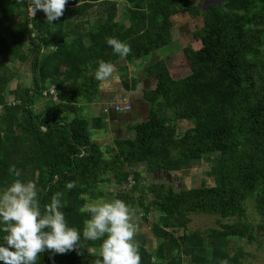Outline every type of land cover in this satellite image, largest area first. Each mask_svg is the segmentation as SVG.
Listing matches in <instances>:
<instances>
[{"label":"trees","instance_id":"1","mask_svg":"<svg viewBox=\"0 0 264 264\" xmlns=\"http://www.w3.org/2000/svg\"><path fill=\"white\" fill-rule=\"evenodd\" d=\"M30 3L0 0V26L24 16L0 34V189L17 178L9 171L15 165L20 179L36 183L42 209L63 191L69 225L82 231L90 215L83 210L88 199L104 195V186L128 184L132 176V188L118 196L133 210L137 204L146 218L158 213L152 232L162 238L155 252L137 245L141 264H241L244 251L237 246L232 253L230 246L238 245L234 238L255 239L253 226L242 220L249 198L255 197L264 221V0H221L205 10L194 0H68L55 24L38 9L32 28L25 18ZM184 11L203 16L202 28L194 32L200 46L183 48L189 69L174 75L166 59H152L142 69L148 116L128 122L112 143L101 145L91 127L108 130L106 114L90 120L81 112L82 104L102 95L94 76L98 61L116 64L121 57L107 38L131 46L126 60L147 59L171 44L172 17ZM20 64H30L33 82H19L12 90L15 104H9L6 91L19 78ZM118 71L127 91L141 79L131 81L126 66ZM51 84L58 100L44 95ZM39 98L46 101L37 112ZM186 119L195 125L179 133L177 121ZM202 160L210 169L201 184L179 192L164 183L146 185L142 173L131 170L146 161L150 172L189 175ZM69 181L76 182L70 190ZM199 213L235 220L189 233L191 215ZM178 228L182 235L171 230ZM101 243L82 238L80 249L54 257L46 251L38 264H96Z\"/></svg>","mask_w":264,"mask_h":264},{"label":"clouds","instance_id":"2","mask_svg":"<svg viewBox=\"0 0 264 264\" xmlns=\"http://www.w3.org/2000/svg\"><path fill=\"white\" fill-rule=\"evenodd\" d=\"M68 0H31V9H42L51 24H55L65 10ZM107 43L114 53L127 56L131 46L116 38L108 37ZM116 66L100 59L94 71L95 79L105 81L113 76ZM16 179L0 189V261L3 264H38L41 253L51 251L64 254L81 248L82 238L102 241L96 264H141V255L135 242L138 226L132 222L133 211L126 201L96 199L83 209L89 213L83 230L70 226L63 211V191H56L50 203L41 208L35 182L20 179L15 165L9 169ZM75 181L65 187L72 189Z\"/></svg>","mask_w":264,"mask_h":264},{"label":"rangeland","instance_id":"3","mask_svg":"<svg viewBox=\"0 0 264 264\" xmlns=\"http://www.w3.org/2000/svg\"><path fill=\"white\" fill-rule=\"evenodd\" d=\"M197 4L200 5L201 10L207 9L208 5L213 2H219L221 0H194ZM25 9L24 6L18 7V10ZM123 14V8L121 7L120 10V18H122ZM89 19L91 22H94L96 20L95 14L91 12L89 14ZM23 17H18V19H22ZM174 26L172 29L173 38L170 45L160 48L156 50L152 55L149 56V60L152 59H159L164 58L166 59L168 66L171 70V72L174 75H180L186 73V71L189 69V63L186 59L183 48L187 45H192L195 48L200 46V43L196 42L194 38V32L202 28L203 26V16L202 14L192 15L189 12H179L178 14H175L173 17ZM17 20L12 21H6L2 28L6 26H11L12 24L16 23ZM123 63L122 65L127 67L128 74L129 72H132L131 70L136 69L134 64L136 62H140L139 59L128 61L125 58L123 59V56L120 57ZM119 59V61H120ZM14 67L16 68L17 65L14 64ZM123 67V66H122ZM135 73L137 76L142 77V71L138 74V70ZM25 73V74H24ZM24 76L22 77V75ZM18 77L15 78L12 83L8 86L9 91L10 88L16 87V85L19 82H25L26 85L31 86L33 82V73L32 68L30 64L25 65H18ZM22 77V78H20ZM153 85V84H152ZM9 91L6 96L9 98H12V94H9ZM116 98V97H115ZM114 99V98H113ZM45 101L46 98H39L37 104L35 105V110L37 112L41 111L45 107ZM84 109V106H83ZM162 114L168 115L166 109H162ZM95 113V111H93ZM86 118L92 119V117L89 116L88 111H82L81 112ZM104 114H107L103 111ZM127 114H133L136 113V109L134 108L129 112H126ZM93 114V113H92ZM101 114V113H100ZM131 119L123 120L121 122H124L121 124L120 121H117L115 124L112 125L108 130H95L91 127V134L95 141L98 143H102L104 145L112 143L114 140V137L117 135H121L125 130H127L128 123L135 121L142 120V117L139 115H135L134 118L132 115L129 117ZM179 133H184L186 129L193 127L195 125L194 120L186 119V120H178L177 121ZM122 126V127H121ZM134 136V135H133ZM100 140V142L98 141ZM210 169V163L206 162L204 160L200 161L199 163L194 164L193 169L191 170V173L189 175L183 174L182 172L179 173H173V172H150L148 163L142 162L141 164L135 166L134 168H131V170L139 171L142 173L141 181L146 184L150 185L151 183H164L168 185H172L175 189V191H183V190H190L192 187L199 186L201 184L202 179L206 176V171ZM134 173H132L133 175ZM129 188H132V186H129V184L121 185V186H104V195H102L99 198L95 199H88V203L96 200V199H113V198H119L124 201H126L124 198L118 196L120 195V192L122 190H127ZM134 197L137 198V195L139 193L133 192ZM127 204L132 209V205L130 202L126 201ZM87 203V204H88ZM246 211L245 215L242 218V220L247 221L253 226V230L255 232V239L249 240L248 238H234V241L236 240L238 242V245L231 244L230 249L231 252H235L236 249H239L237 246L241 247L244 251V255L241 258L242 263L241 264H264V221L261 218V216L256 212L255 209V197L249 198L246 203ZM133 211V218L132 222L138 226V232L135 236V241L145 244L146 246L150 247L151 250H156V248L159 246L160 243L159 239H156V237L153 235V232L151 230V226L153 221L157 220V214L158 213H152L148 216V218L144 217L143 211L140 210L139 206L136 204V207H134ZM192 221L188 226V232L192 233L194 231H202L206 232L212 228H218L220 227L219 221L222 220L223 222L227 221H234L235 219H222L217 215H210L205 213H199V214H192ZM174 231L176 235H182L183 229H171Z\"/></svg>","mask_w":264,"mask_h":264},{"label":"crops","instance_id":"4","mask_svg":"<svg viewBox=\"0 0 264 264\" xmlns=\"http://www.w3.org/2000/svg\"><path fill=\"white\" fill-rule=\"evenodd\" d=\"M21 16L23 17L22 19H24L23 15H19V16L13 18L12 20H17V21H16V23L12 24L9 27L14 26L20 20H22V19H18V17H21ZM25 18H26V14H25ZM12 20H10V21H12ZM4 28H2V25L0 26V34L3 32ZM119 59H118L117 63L115 64L116 71L113 74V76L108 78V79H106L105 81L101 82V89H102L101 97L98 100L94 101L93 103L82 104V106H84L83 112L84 111H88V114H89L90 117H97L101 112H103L104 104L106 102H109L110 100H113V98H115V97H116L115 99L121 98V96L123 94V96H128L132 100V102L134 104V108L136 109V113H134V115H132V117L134 118L135 115H139V116L142 117V119H145L148 116V108L144 104L143 92L142 91H143L147 81H145V79L143 78L144 76H143V77H141L139 83L137 84V86L134 89H132L130 91L125 90L123 88L121 76H120L119 71H118L119 67H122L124 65L121 64L123 62H122L121 59L119 61ZM139 61L140 62H136L134 64V66H136L135 67L136 69L131 70L132 72H129V74H128V77H129V79H131V81L133 80V77L137 76L135 74V73H137L136 71L138 70L139 71L138 74H139L140 71H142L143 67L146 66L147 64H149L152 60L139 59ZM24 74L22 75V77L24 76ZM22 77H20V78H22ZM20 83H25V82L22 81ZM15 88L16 87L10 88L11 89L10 91H9V88H7V93L9 91V94L10 93L12 94V90L15 89ZM93 111H95V113ZM105 117H106V120L108 121L109 128L112 127V125L115 124L117 121L121 122L123 120L131 119V118H129L130 116L119 114L118 112H116L115 110H112V109L105 115ZM123 123L124 122H121V124H123ZM98 141L100 142L99 139H98ZM100 144L104 145L101 142H100ZM171 172L179 173L180 171H171ZM151 230H152V226H151ZM153 235L156 237V239L160 240V243L162 242V238L156 236L154 233H153ZM160 243L158 245H160ZM136 244L137 245L146 246L145 244L141 243V241L140 242H136ZM146 247L150 250V247H148V246H146ZM157 249H158V247L156 248V250ZM156 250H151V252H155Z\"/></svg>","mask_w":264,"mask_h":264},{"label":"built area","instance_id":"5","mask_svg":"<svg viewBox=\"0 0 264 264\" xmlns=\"http://www.w3.org/2000/svg\"><path fill=\"white\" fill-rule=\"evenodd\" d=\"M30 5L31 3L27 6L26 18L29 21L28 22L29 28H32L33 27L32 19L35 17L36 12L34 14ZM57 93H58V89L55 84H51L48 89L44 90V95L45 96L52 95L54 100H58ZM7 101L9 104H15V100L13 97L12 98L7 97ZM3 108L4 106L0 104V111H2ZM111 109L115 110L116 112H129L133 109V102L128 96H123L118 99L114 98L113 100H110L109 102H106L104 104L103 111L108 113ZM134 183H135L134 178L131 176L129 178L128 184L129 186H133Z\"/></svg>","mask_w":264,"mask_h":264},{"label":"water","instance_id":"6","mask_svg":"<svg viewBox=\"0 0 264 264\" xmlns=\"http://www.w3.org/2000/svg\"><path fill=\"white\" fill-rule=\"evenodd\" d=\"M142 92H144V91H142Z\"/></svg>","mask_w":264,"mask_h":264}]
</instances>
